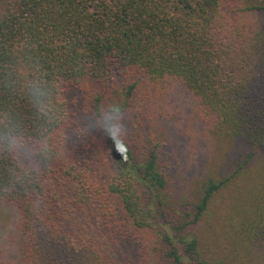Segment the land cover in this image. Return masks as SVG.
<instances>
[{"label": "trees", "instance_id": "1", "mask_svg": "<svg viewBox=\"0 0 264 264\" xmlns=\"http://www.w3.org/2000/svg\"><path fill=\"white\" fill-rule=\"evenodd\" d=\"M254 14L264 0H0V202L21 215L24 264H229L201 230L259 160L260 203L236 220L235 245L263 264L264 27ZM174 86L196 122L242 150L176 207L161 146L134 136L122 153L106 133L116 166L104 178L89 140L104 99L95 92L122 90L123 117L138 122ZM13 132L19 151L5 147Z\"/></svg>", "mask_w": 264, "mask_h": 264}, {"label": "rangeland", "instance_id": "2", "mask_svg": "<svg viewBox=\"0 0 264 264\" xmlns=\"http://www.w3.org/2000/svg\"><path fill=\"white\" fill-rule=\"evenodd\" d=\"M250 20L253 27H264V14L251 15ZM101 92L94 93H100L104 98L100 115L108 106H121L126 102L122 90ZM89 100L96 104L91 96ZM194 109L195 103L189 95L174 86L168 98H157L145 105L144 113L138 115V122L125 116L122 121L126 129L124 141L131 143L136 136L147 147L161 146V163L171 167L166 195L175 207L191 202L209 177L228 172L242 151L238 145L196 122ZM90 133L89 140L93 142V149L101 161L102 175L106 178L116 166L111 145L105 138L106 131L96 120ZM254 167L253 172L239 181L240 189L224 192L216 198L214 212L206 219L201 230L205 247L216 250L229 264H258L242 250L239 253V247L235 245L240 237L235 231L236 220L240 219L242 213H254L260 203L259 173L262 172L263 162L259 160ZM21 240L22 218L19 211L0 202V264L25 263L21 259ZM211 245L213 249H210Z\"/></svg>", "mask_w": 264, "mask_h": 264}, {"label": "clouds", "instance_id": "3", "mask_svg": "<svg viewBox=\"0 0 264 264\" xmlns=\"http://www.w3.org/2000/svg\"><path fill=\"white\" fill-rule=\"evenodd\" d=\"M33 92L37 96V102L40 103V89L34 88ZM123 111L119 105H110L104 110L98 118V125L102 127L109 139L118 146L120 152L127 151L124 137L126 135V129L123 124ZM23 144V138L19 133L13 132L5 139V147L11 151H19Z\"/></svg>", "mask_w": 264, "mask_h": 264}]
</instances>
